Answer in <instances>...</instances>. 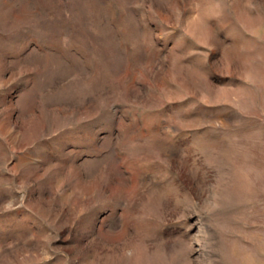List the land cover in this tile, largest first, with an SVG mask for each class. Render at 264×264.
<instances>
[{
	"label": "rangeland",
	"instance_id": "rangeland-1",
	"mask_svg": "<svg viewBox=\"0 0 264 264\" xmlns=\"http://www.w3.org/2000/svg\"><path fill=\"white\" fill-rule=\"evenodd\" d=\"M0 264H264V0H0Z\"/></svg>",
	"mask_w": 264,
	"mask_h": 264
}]
</instances>
